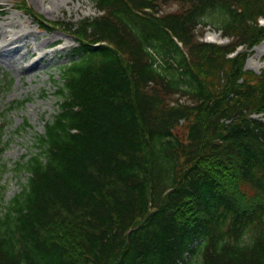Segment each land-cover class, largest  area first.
Instances as JSON below:
<instances>
[{
    "label": "trees",
    "instance_id": "16d2710c",
    "mask_svg": "<svg viewBox=\"0 0 264 264\" xmlns=\"http://www.w3.org/2000/svg\"><path fill=\"white\" fill-rule=\"evenodd\" d=\"M93 1L0 207V264H264V69H244L264 0Z\"/></svg>",
    "mask_w": 264,
    "mask_h": 264
},
{
    "label": "rangeland",
    "instance_id": "374dc122",
    "mask_svg": "<svg viewBox=\"0 0 264 264\" xmlns=\"http://www.w3.org/2000/svg\"><path fill=\"white\" fill-rule=\"evenodd\" d=\"M17 3V0H0V147L4 148L0 207L26 182L27 174L18 175L16 165L23 156L35 151V138L44 132L45 122L57 112L56 90L61 72L77 46L74 38L65 33L67 27L99 14L93 0H27L35 13L58 23L55 29L41 31L34 17L15 8ZM176 8L177 4H172L162 11ZM263 21L260 20L261 25ZM196 32L202 40L211 37L219 43L231 41L212 25L198 26ZM50 39L55 41L48 44ZM244 68L260 73L264 69V51L258 54L252 49Z\"/></svg>",
    "mask_w": 264,
    "mask_h": 264
},
{
    "label": "bare ground",
    "instance_id": "6f19581e",
    "mask_svg": "<svg viewBox=\"0 0 264 264\" xmlns=\"http://www.w3.org/2000/svg\"><path fill=\"white\" fill-rule=\"evenodd\" d=\"M263 25H264V21H263ZM55 40H49V42H48V44H51L52 42H54ZM263 45H264V42L263 43H261L259 46H256V47H254L253 49H254V51L255 52H257L258 54H261L263 51H264V49H263ZM31 53L33 54V51L31 50Z\"/></svg>",
    "mask_w": 264,
    "mask_h": 264
}]
</instances>
